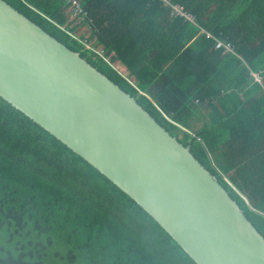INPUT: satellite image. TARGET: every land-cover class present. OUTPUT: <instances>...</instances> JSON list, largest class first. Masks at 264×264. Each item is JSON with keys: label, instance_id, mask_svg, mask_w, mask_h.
<instances>
[{"label": "trees", "instance_id": "1", "mask_svg": "<svg viewBox=\"0 0 264 264\" xmlns=\"http://www.w3.org/2000/svg\"><path fill=\"white\" fill-rule=\"evenodd\" d=\"M5 1L135 97L264 236V0H170L194 23L161 0H81L85 22L66 0ZM0 264L197 263L127 193L0 95Z\"/></svg>", "mask_w": 264, "mask_h": 264}, {"label": "water", "instance_id": "2", "mask_svg": "<svg viewBox=\"0 0 264 264\" xmlns=\"http://www.w3.org/2000/svg\"><path fill=\"white\" fill-rule=\"evenodd\" d=\"M0 95L127 193L197 264H264V236L190 147L5 0Z\"/></svg>", "mask_w": 264, "mask_h": 264}, {"label": "built area", "instance_id": "3", "mask_svg": "<svg viewBox=\"0 0 264 264\" xmlns=\"http://www.w3.org/2000/svg\"><path fill=\"white\" fill-rule=\"evenodd\" d=\"M67 4L69 5V9L71 11V14L73 15L74 18H80L81 22H85L88 20V15L87 12L84 10L81 0H66ZM162 2L168 4L172 8V15L173 16H181L185 17L188 19V21L194 23V18L192 15L189 14V12L186 10L184 5L181 4H172L170 0H161ZM91 21L89 20L88 24L91 25ZM209 37L215 38L218 41V48H223L225 47L228 51H233V47L231 44H227L223 42L221 39L216 38L215 36L211 35L210 33H207ZM90 47V46H88ZM100 56L103 57L107 62L109 60L107 57L104 55V52H99ZM253 76V74H252ZM254 79L256 82H261L262 77L259 73L254 74Z\"/></svg>", "mask_w": 264, "mask_h": 264}, {"label": "rangeland", "instance_id": "4", "mask_svg": "<svg viewBox=\"0 0 264 264\" xmlns=\"http://www.w3.org/2000/svg\"><path fill=\"white\" fill-rule=\"evenodd\" d=\"M252 74H253V76H252ZM254 74H256L255 72H251V76L252 77H254ZM261 82H262V80H261ZM261 82H259V83H261ZM177 125V124H176ZM178 126H180V125H178ZM181 127V126H180ZM182 128V127H181ZM183 129V128H182Z\"/></svg>", "mask_w": 264, "mask_h": 264}, {"label": "crops", "instance_id": "5", "mask_svg": "<svg viewBox=\"0 0 264 264\" xmlns=\"http://www.w3.org/2000/svg\"><path fill=\"white\" fill-rule=\"evenodd\" d=\"M204 32V31H203ZM224 42V41H223Z\"/></svg>", "mask_w": 264, "mask_h": 264}]
</instances>
